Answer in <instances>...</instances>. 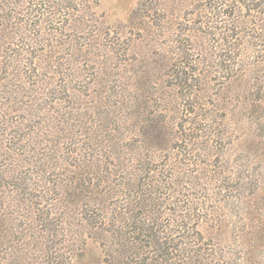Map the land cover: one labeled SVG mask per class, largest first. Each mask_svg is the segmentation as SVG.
Listing matches in <instances>:
<instances>
[{
	"label": "rangeland",
	"instance_id": "rangeland-1",
	"mask_svg": "<svg viewBox=\"0 0 264 264\" xmlns=\"http://www.w3.org/2000/svg\"><path fill=\"white\" fill-rule=\"evenodd\" d=\"M32 1L0 0V264H264V0Z\"/></svg>",
	"mask_w": 264,
	"mask_h": 264
},
{
	"label": "trees",
	"instance_id": "trees-1",
	"mask_svg": "<svg viewBox=\"0 0 264 264\" xmlns=\"http://www.w3.org/2000/svg\"><path fill=\"white\" fill-rule=\"evenodd\" d=\"M33 1H35V2H33ZM32 1V3H33V10H34V7H36V9H35V11L36 10H38V9H44V11L45 12H50V13H54V11L52 10L53 8H55L56 6H60V5H63L61 2H59V1H64V0H33ZM35 5V6H34ZM69 8V7H68ZM44 11H43V14H44ZM3 125L2 124H0V127H2ZM0 135L1 136H3L4 135V133L3 132H1L0 133ZM29 141H32V142H29V143H32L33 145L34 144H37V142H35V140H34V137H29ZM26 142V141H25ZM2 145H4L3 143H1V146ZM22 145V144H21ZM14 146V145H13ZM17 146L18 145H15L14 147L15 148H17ZM7 148L10 150L11 148L10 147H8L7 146ZM13 150V149H12ZM17 152L18 153H16L17 155H15L14 156V158L15 159H18V156H22V154H24L25 152H29L31 155H32V161H33V163H31V164H33V165H35V159H36V157L33 155V153H34V151H31V150H29V149H27L26 147H20V148H18V150H17ZM3 154H4V156L5 155H9V154H5L4 152H3ZM17 156V157H16ZM9 158H12V161H14V159H13V157H9ZM7 160H8V158L5 156L4 157V162H5V164H8L7 163ZM0 163H2V159L0 160ZM12 164H14V165H12ZM9 165H12V166H14L13 168H11L12 166H10V168L8 169L9 171H7V176H9V177H11L12 179H14L15 177H17V174H19L20 173V171H23V167L25 168L26 166H28V165H23V164H21V163H11V164H9ZM28 169L30 168V167H27ZM10 184H12L11 186H13V187H11L10 189H13V191H15V184L14 183H10ZM9 188V187H8ZM32 204V206H33V204H34V202H32L31 203ZM14 205H9V208L10 207H13ZM43 226V225H42ZM151 238L154 240V242H156V243H158L159 245H163L162 244V242H161V237L157 234V235H151ZM169 248H173V247H170V246H167L166 247V251H168V249ZM164 249V248H163ZM176 249H178L177 247H175V250ZM186 255H184V259L183 260H186V258L187 257H185ZM166 261H170V259H166ZM188 261H184V263L183 264H188L187 263Z\"/></svg>",
	"mask_w": 264,
	"mask_h": 264
}]
</instances>
